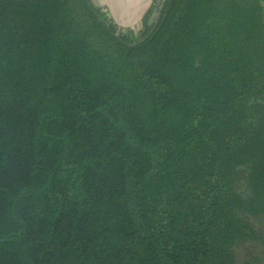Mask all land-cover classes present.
<instances>
[{"label": "trees", "instance_id": "1", "mask_svg": "<svg viewBox=\"0 0 264 264\" xmlns=\"http://www.w3.org/2000/svg\"><path fill=\"white\" fill-rule=\"evenodd\" d=\"M244 241L264 0H153L137 33L90 0H0V264H255Z\"/></svg>", "mask_w": 264, "mask_h": 264}, {"label": "crops", "instance_id": "2", "mask_svg": "<svg viewBox=\"0 0 264 264\" xmlns=\"http://www.w3.org/2000/svg\"><path fill=\"white\" fill-rule=\"evenodd\" d=\"M120 29H140L153 0H90Z\"/></svg>", "mask_w": 264, "mask_h": 264}, {"label": "rangeland", "instance_id": "3", "mask_svg": "<svg viewBox=\"0 0 264 264\" xmlns=\"http://www.w3.org/2000/svg\"><path fill=\"white\" fill-rule=\"evenodd\" d=\"M134 31H138V29H134ZM235 254L241 262L248 261L255 264H264V247L260 243L244 241L236 246Z\"/></svg>", "mask_w": 264, "mask_h": 264}, {"label": "built area", "instance_id": "4", "mask_svg": "<svg viewBox=\"0 0 264 264\" xmlns=\"http://www.w3.org/2000/svg\"><path fill=\"white\" fill-rule=\"evenodd\" d=\"M139 31V30H138ZM138 31H135V33H137Z\"/></svg>", "mask_w": 264, "mask_h": 264}, {"label": "water", "instance_id": "5", "mask_svg": "<svg viewBox=\"0 0 264 264\" xmlns=\"http://www.w3.org/2000/svg\"><path fill=\"white\" fill-rule=\"evenodd\" d=\"M155 16V13L153 14V17Z\"/></svg>", "mask_w": 264, "mask_h": 264}]
</instances>
